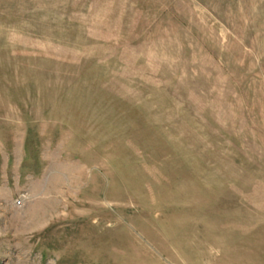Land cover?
<instances>
[{"label":"rangeland","instance_id":"374dc122","mask_svg":"<svg viewBox=\"0 0 264 264\" xmlns=\"http://www.w3.org/2000/svg\"><path fill=\"white\" fill-rule=\"evenodd\" d=\"M0 264H264V0H0Z\"/></svg>","mask_w":264,"mask_h":264}]
</instances>
